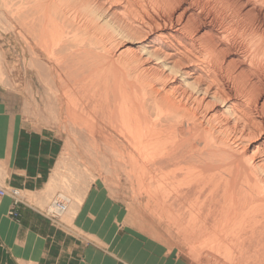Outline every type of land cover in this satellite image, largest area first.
<instances>
[{
    "label": "bare ground",
    "instance_id": "6f19581e",
    "mask_svg": "<svg viewBox=\"0 0 264 264\" xmlns=\"http://www.w3.org/2000/svg\"><path fill=\"white\" fill-rule=\"evenodd\" d=\"M168 1L0 0V14L2 8L17 14L24 40L29 44L30 38L58 65L89 113L101 119L117 113L113 123L121 157L127 152L133 159L131 151H139L142 139L148 142L150 188L170 192L175 187L169 198L224 248L240 245L259 252L264 244V104L243 76L221 61L214 37L196 35L191 24L171 13ZM150 9L162 14L161 24ZM102 43L116 44L124 69H112ZM29 52L39 65L37 51Z\"/></svg>",
    "mask_w": 264,
    "mask_h": 264
},
{
    "label": "rangeland",
    "instance_id": "374dc122",
    "mask_svg": "<svg viewBox=\"0 0 264 264\" xmlns=\"http://www.w3.org/2000/svg\"><path fill=\"white\" fill-rule=\"evenodd\" d=\"M169 9L174 16H181L182 21L191 24L196 35L214 37L221 61L232 72L240 73L254 88L257 101L264 104V0H172ZM5 10L2 8L0 14V98L18 114V119L54 130L62 141L58 157L62 163L55 181L49 185L50 190L38 194L12 187L0 190L8 195L15 192V200L26 199L57 227L80 235L84 232L73 222L74 216L82 211L87 194L97 190L103 199L100 205L105 215L118 220L114 225L121 237L130 235L145 248L142 251L147 253L148 264H264V244L259 252H250L251 249L240 245L234 246L237 249H226L216 237L203 232L201 221L191 219L194 217L169 198L174 195L175 187L170 192L150 188L147 182L153 169L151 154L146 150L148 142L142 139L137 152L128 148L133 159L127 152L121 157L113 123L117 113H107L102 119L93 116V111L89 113L68 77L57 71L58 65L46 58L30 38L31 44L24 40L17 14ZM235 13L239 14L235 16ZM152 14L161 24L162 14ZM222 32L226 38L221 36ZM116 44L121 45L119 41ZM116 44L99 46L105 60L113 63L112 69L122 70L125 67L115 56ZM32 48L40 56L39 65L30 61H33L29 52ZM237 150L242 153L244 147ZM1 173L0 168V184ZM52 206L61 209V213L50 211ZM205 224L206 228L211 226ZM107 229L112 231L108 226Z\"/></svg>",
    "mask_w": 264,
    "mask_h": 264
},
{
    "label": "crops",
    "instance_id": "0c3cea01",
    "mask_svg": "<svg viewBox=\"0 0 264 264\" xmlns=\"http://www.w3.org/2000/svg\"><path fill=\"white\" fill-rule=\"evenodd\" d=\"M61 150L53 129L18 119L0 98V188L31 194L50 190ZM82 202L73 219L84 232L80 235L57 227L26 199L0 194V264H148L145 248L130 235L121 237L114 225L118 220L105 215L97 190Z\"/></svg>",
    "mask_w": 264,
    "mask_h": 264
},
{
    "label": "built area",
    "instance_id": "2783aa9c",
    "mask_svg": "<svg viewBox=\"0 0 264 264\" xmlns=\"http://www.w3.org/2000/svg\"><path fill=\"white\" fill-rule=\"evenodd\" d=\"M10 192H13V191H10ZM13 193H15V192H13ZM13 193H11L10 195L15 198ZM0 194H4V191L0 190Z\"/></svg>",
    "mask_w": 264,
    "mask_h": 264
}]
</instances>
